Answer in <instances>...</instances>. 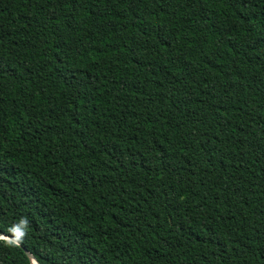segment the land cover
I'll return each instance as SVG.
<instances>
[{"label": "trees", "instance_id": "obj_1", "mask_svg": "<svg viewBox=\"0 0 264 264\" xmlns=\"http://www.w3.org/2000/svg\"><path fill=\"white\" fill-rule=\"evenodd\" d=\"M22 219L0 264H264V0H0Z\"/></svg>", "mask_w": 264, "mask_h": 264}, {"label": "clouds", "instance_id": "obj_2", "mask_svg": "<svg viewBox=\"0 0 264 264\" xmlns=\"http://www.w3.org/2000/svg\"><path fill=\"white\" fill-rule=\"evenodd\" d=\"M27 226V221L22 219L20 223L16 226H13L9 231L14 234V239H6L3 236H0V240H6L9 245L19 246L22 238L25 236V228Z\"/></svg>", "mask_w": 264, "mask_h": 264}, {"label": "water", "instance_id": "obj_3", "mask_svg": "<svg viewBox=\"0 0 264 264\" xmlns=\"http://www.w3.org/2000/svg\"><path fill=\"white\" fill-rule=\"evenodd\" d=\"M0 236H3V237L8 238V239H14L15 238V237L8 236V235H5V234H0ZM26 251H27L29 257L33 260L34 263L40 264L38 262V260L34 257V255L29 250L26 249Z\"/></svg>", "mask_w": 264, "mask_h": 264}]
</instances>
